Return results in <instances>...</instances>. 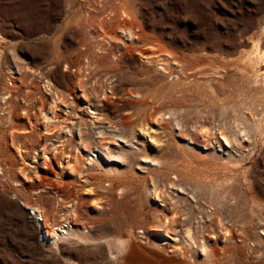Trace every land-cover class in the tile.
Segmentation results:
<instances>
[{
    "label": "rangeland",
    "instance_id": "1",
    "mask_svg": "<svg viewBox=\"0 0 264 264\" xmlns=\"http://www.w3.org/2000/svg\"><path fill=\"white\" fill-rule=\"evenodd\" d=\"M188 229L264 264V0H0V264H181Z\"/></svg>",
    "mask_w": 264,
    "mask_h": 264
},
{
    "label": "bare ground",
    "instance_id": "2",
    "mask_svg": "<svg viewBox=\"0 0 264 264\" xmlns=\"http://www.w3.org/2000/svg\"><path fill=\"white\" fill-rule=\"evenodd\" d=\"M154 48V47H153ZM87 93V92H86ZM83 94L85 95V93L83 92ZM83 95V96H84ZM59 100V99H58ZM56 101V100H55ZM53 102L56 103V102ZM60 103V102H59ZM62 103V102H61ZM56 107V105H55ZM45 120L50 124L51 122H55V120H58L57 119V113L55 112L54 109H50L49 111V114L46 113L45 114ZM46 122V123H47ZM57 122V121H56ZM54 124V123H53ZM82 125V124H81ZM143 130V129H142ZM155 131V129L153 130V132ZM82 132V131H81ZM223 133V132H222ZM246 133V132H245ZM83 134V132H82ZM247 135V134H246ZM224 136V135H223ZM221 135V138L225 141V144H227L229 142H227V140L225 139L226 137L224 136L223 137ZM243 136V135H242ZM219 142V141H218ZM238 143V142H237ZM236 143V144H237ZM219 144V143H218ZM225 147V146H224ZM232 147V145L230 146ZM225 149V148H224ZM233 150V148H232ZM227 151V150H226ZM185 190V189H184ZM187 192V191H186ZM157 194V193H156ZM166 197V196H165ZM162 200V199H161ZM163 202H164V199H163ZM36 210V209H35ZM174 210V209H173ZM33 212V211H31ZM36 212H38L39 216H40V222H38L37 224L39 225V223H42V216L40 214L39 211L36 210ZM173 216H171V219L168 220V217L164 218V220H162V224L164 223V221H167V223H171L172 225L176 224V221H177V215L178 213L177 212H173L172 214ZM180 215H178L179 217ZM180 218V217H179ZM212 218V217H211ZM44 220V219H43ZM203 221V220H202ZM177 224H179V222H177ZM167 226V225H166ZM40 227V226H39ZM168 227V226H167ZM225 227V226H224ZM191 229V228H190ZM190 229L186 230L184 235L186 239H179V238H176L174 239L176 242H178L179 240H181V243H177L176 245V253L178 254L177 256L178 257H182L184 258V262H182L181 264H226V262H230V264L232 262H236V264H244L243 262V258L244 257H247V251H243V248L241 247L240 244H237L235 243H232V242H228V241H231V239H225L224 241V245L223 246H220L219 244V239H200V238H197L195 237L196 234H194ZM181 230V229H180ZM231 231V230H230ZM198 232V231H197ZM214 235V234H213ZM41 236L42 237H45L44 236V233L43 231L41 232ZM177 236V235H176ZM232 236V235H230ZM227 237V236H226ZM225 237V238H226ZM206 240H213V243L212 244H208ZM222 240V239H220ZM233 240H238V241H241V239H233ZM245 239H242V241H244ZM227 241V242H226ZM129 242V241H128ZM245 242V241H244ZM248 243V241H247ZM245 244V243H244ZM243 244V245H244ZM252 244V243H251ZM259 244V242H258ZM247 246V245H246ZM256 246V245H255ZM133 247V246H132ZM134 248H132V253H134ZM246 248V247H245ZM252 249V248H249V250ZM137 251V249H135ZM253 250V249H252ZM139 251V250H138ZM137 251V252H138ZM257 251V250H256ZM136 252V253H137ZM255 252V251H254ZM130 255V257H134L135 253ZM188 253L191 254V256L188 255ZM252 254V253H250ZM255 254V253H254ZM253 255H250L251 258H253L252 256ZM139 255V254H138ZM249 255V254H248ZM256 255V254H255ZM164 256V255H163ZM259 256V254H258ZM129 257V260L131 261V258ZM137 257V256H136ZM135 258V257H134ZM139 258V257H138ZM249 258V257H248ZM133 259V258H132ZM136 259V258H135ZM134 259V261H135ZM246 259V258H245ZM138 260V259H137ZM183 260V259H182ZM252 260V259H251ZM249 261V260H248ZM138 262V261H136ZM129 263V262H128ZM134 263V262H133ZM176 263H179V262H176ZM228 264V263H227ZM235 264V263H233ZM245 264H248L247 262Z\"/></svg>",
    "mask_w": 264,
    "mask_h": 264
},
{
    "label": "built area",
    "instance_id": "3",
    "mask_svg": "<svg viewBox=\"0 0 264 264\" xmlns=\"http://www.w3.org/2000/svg\"><path fill=\"white\" fill-rule=\"evenodd\" d=\"M213 145H215L216 148L220 149V145L218 144V141H212ZM57 199H60V197L58 196ZM68 203H71L70 201H68ZM29 214L32 216V219L38 223L40 222V216L38 214V212H31L29 211ZM75 226V224L73 223V219L70 216H66L64 218H62V220L58 223L57 227H54L53 229H50L49 231H44L41 229V232L43 231L44 236L43 239L45 241H52L55 239H58V237L60 236H65L67 235L72 228ZM81 227V226H79ZM40 231V230H39ZM41 232H39L41 234Z\"/></svg>",
    "mask_w": 264,
    "mask_h": 264
}]
</instances>
